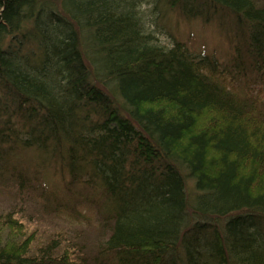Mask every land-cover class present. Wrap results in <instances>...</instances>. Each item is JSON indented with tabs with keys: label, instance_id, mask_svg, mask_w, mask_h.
Instances as JSON below:
<instances>
[{
	"label": "trees",
	"instance_id": "1",
	"mask_svg": "<svg viewBox=\"0 0 264 264\" xmlns=\"http://www.w3.org/2000/svg\"><path fill=\"white\" fill-rule=\"evenodd\" d=\"M52 1L0 0V196L12 202L0 208V264H185L182 179L150 188L159 171L174 170L171 151L231 216L241 260L264 264L263 242L242 216L243 206L264 205V139L243 123L249 110L264 113V98L235 101L216 68L198 66L181 43L158 45L140 0ZM166 1L187 19H230L226 29L241 36L233 58L264 64V6ZM81 32L93 35L85 45ZM200 230L182 233L196 256Z\"/></svg>",
	"mask_w": 264,
	"mask_h": 264
},
{
	"label": "rangeland",
	"instance_id": "2",
	"mask_svg": "<svg viewBox=\"0 0 264 264\" xmlns=\"http://www.w3.org/2000/svg\"><path fill=\"white\" fill-rule=\"evenodd\" d=\"M52 2L55 4L57 3V1L54 0ZM254 2L256 6H264V0H254ZM138 10L141 11L140 14L145 21L144 25L146 26L147 32H153L152 35L156 38L155 42L158 45L165 46L167 49L171 48L176 42H180L181 44L184 43V45L189 46L191 51L196 54L192 55V58L196 60L198 66L199 64L210 65V60L212 59L217 64L218 72L224 78V83H221V85L226 91H228V93L234 95L233 99L235 101L241 103L244 100L251 105L250 102L245 100L250 98L251 95L258 94L262 96L261 98H264V78H258V76L253 74V72L250 71L241 60L233 58L234 55H236V52L240 51L239 39L241 36L236 29L237 34L236 32L234 34V31L232 32L230 29H224L230 28V26L227 25L228 22H231L230 19L224 20L219 14L209 15L208 20H205L204 17L200 16L194 19H187L179 8L171 7L166 0H140ZM79 28L81 27L79 26ZM81 35L84 37V45L88 43L91 37H93L92 34L88 33L81 32ZM249 42L250 44L252 43L250 40ZM204 56L208 57L210 60ZM263 69L264 64H261V71L264 73ZM203 79L205 80L206 77ZM204 80L202 81L204 82ZM207 80L212 82L208 77ZM117 84L119 83L117 82ZM110 86L115 94H119L118 97L125 104L127 109L130 112H134L135 106L128 102L127 98L123 95V92L120 94L116 91L115 83H110ZM259 102L261 104L260 107L264 108V99H261ZM250 107L251 106H249V108ZM134 117L137 118V116ZM199 119H201V117ZM138 120H140L139 116ZM138 120H134L135 125L132 124L133 128L138 127ZM243 123L248 129L250 135L253 132H257L264 139V113L262 110H259L258 113L253 109L249 110L244 116ZM152 131H154L153 133L157 139V143L163 144L160 139V133L156 132L154 129ZM180 154L171 151L169 155H166L167 162L174 166V170L162 174H160L161 172L159 171L157 174H159L158 176H161L157 177L156 185H152L150 188H152L153 193L155 191L157 192L158 189V192H160L168 188L167 186L170 184L175 174H178L182 179V195L188 201L189 206L186 209L185 218H182L184 212L182 214L180 212V223L177 224L176 231L182 232L181 237L179 236L180 238H177L176 240L181 244L185 264H245L246 262L241 260L237 250L235 251L230 234L231 231L228 230L231 216L229 214L227 216H222L218 213L217 210L219 207L214 203L209 202L210 200L208 197L211 193L200 186L198 178L194 175L191 165L188 163L186 164L187 167L191 168L190 170L184 164L185 162ZM54 176L55 175L52 173L46 175V181L49 185L58 184V177L56 178ZM11 203V199L7 195L3 198L0 196V208L8 205L10 206ZM198 206H201V209L198 210L197 215H194L197 210L196 207L198 208ZM242 210L243 221L245 219L248 221L245 224L246 228L243 230L248 234L249 232H253L252 228H254V233L263 242L262 248L264 249V222L250 221V216H253L254 214L248 212L252 211L255 214L260 213L264 217V205L250 204L249 206H243ZM41 223L42 222H40V224ZM40 224L37 223L34 225L40 226ZM195 226L201 228L200 235L195 239L197 246L202 245V249H206L203 252H198L197 250L196 252L203 254V256H196L195 251H192L193 247L190 250L187 242L184 241L185 239H182L183 231L186 228ZM94 237L95 234L91 233V238L89 239L93 241ZM108 242L109 240L105 241L107 244ZM118 243L119 240H117L116 237L111 242L112 245ZM89 244H92V242H89ZM203 246L205 247L203 248ZM202 257L205 259L203 262H201L203 260Z\"/></svg>",
	"mask_w": 264,
	"mask_h": 264
},
{
	"label": "bare ground",
	"instance_id": "3",
	"mask_svg": "<svg viewBox=\"0 0 264 264\" xmlns=\"http://www.w3.org/2000/svg\"><path fill=\"white\" fill-rule=\"evenodd\" d=\"M161 169H162V170H167V169H168V165L165 164V166H163ZM154 176H155V173L152 172L151 177L154 178ZM261 215H262V214H261ZM250 217H251V220H250V221H258V222L260 221L261 223L264 222V217H263V215L260 216L259 218H257L255 215L250 216ZM244 221L246 222V219H245ZM196 250H197V251H202L203 249H202L201 245H199V246H196ZM200 260H201V259H200Z\"/></svg>",
	"mask_w": 264,
	"mask_h": 264
}]
</instances>
